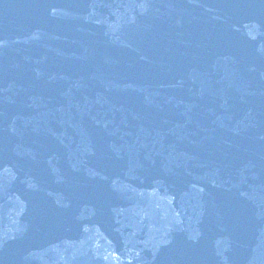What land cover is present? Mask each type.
Returning a JSON list of instances; mask_svg holds the SVG:
<instances>
[{"label":"water","instance_id":"95a60500","mask_svg":"<svg viewBox=\"0 0 264 264\" xmlns=\"http://www.w3.org/2000/svg\"><path fill=\"white\" fill-rule=\"evenodd\" d=\"M151 214L154 220H145L147 225L151 224L145 235L154 244L159 241L154 250L158 252L160 264H264V177L240 193L207 207L188 211H144L142 215ZM97 225L95 217L85 220L88 229ZM197 227L202 229L197 230ZM66 230L74 228L70 226ZM145 235L134 246V251L146 245ZM43 239L40 237L33 242L47 245ZM48 252L45 255L48 256ZM116 256L127 258V248L118 251ZM110 261L112 264L117 260ZM123 263L129 264L125 260L119 262ZM0 264L24 263L22 259L8 261L4 258L0 259Z\"/></svg>","mask_w":264,"mask_h":264}]
</instances>
